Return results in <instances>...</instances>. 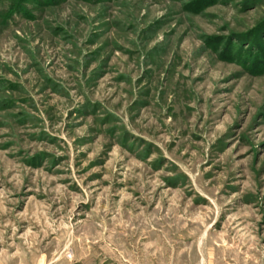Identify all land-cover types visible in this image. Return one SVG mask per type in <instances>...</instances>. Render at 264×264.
I'll return each mask as SVG.
<instances>
[{
	"label": "rangeland",
	"instance_id": "1",
	"mask_svg": "<svg viewBox=\"0 0 264 264\" xmlns=\"http://www.w3.org/2000/svg\"><path fill=\"white\" fill-rule=\"evenodd\" d=\"M0 264H264V0H0Z\"/></svg>",
	"mask_w": 264,
	"mask_h": 264
},
{
	"label": "trees",
	"instance_id": "2",
	"mask_svg": "<svg viewBox=\"0 0 264 264\" xmlns=\"http://www.w3.org/2000/svg\"><path fill=\"white\" fill-rule=\"evenodd\" d=\"M47 1V4L50 5V4H54L55 0H46Z\"/></svg>",
	"mask_w": 264,
	"mask_h": 264
}]
</instances>
